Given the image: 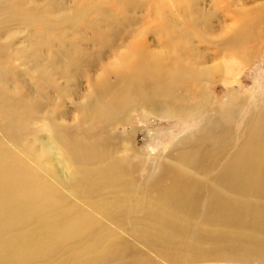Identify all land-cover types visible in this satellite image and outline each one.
I'll return each mask as SVG.
<instances>
[{"label":"bare ground","instance_id":"bare-ground-1","mask_svg":"<svg viewBox=\"0 0 264 264\" xmlns=\"http://www.w3.org/2000/svg\"><path fill=\"white\" fill-rule=\"evenodd\" d=\"M178 1L0 0V264H264V89L207 87L236 89L264 5L215 30L247 1ZM100 29L108 61L77 55ZM140 106L183 134L133 160L107 130Z\"/></svg>","mask_w":264,"mask_h":264},{"label":"rangeland","instance_id":"rangeland-1","mask_svg":"<svg viewBox=\"0 0 264 264\" xmlns=\"http://www.w3.org/2000/svg\"><path fill=\"white\" fill-rule=\"evenodd\" d=\"M160 1H164V0H160ZM246 1L247 3H245ZM262 1L263 3H261ZM158 2L159 0H156V4ZM233 2H235L234 4H238V3L244 4L245 3V5L242 6V9L239 7L238 15L235 16L234 18H231V14L233 15V9L235 8L234 6L228 7V9H226L223 12L224 13L223 15L225 17L223 16L222 18H220L218 22L212 21L214 18L213 17L210 20V23L212 24L216 23L215 30L216 29L218 30L222 27L230 26V25L236 26V27L239 26L241 24L240 19L241 17H243V15H245L246 12L252 13L256 9L263 7L262 5H264V0H230V5H232ZM76 4L78 5V7L81 5L79 3H76ZM178 4L179 5L181 4L180 0L178 1ZM223 4L221 2L219 3V7L221 11H223V6H222ZM174 6H177L176 1H175ZM119 9L120 8H115V10H119ZM206 9H209V8L205 7V10ZM216 10L219 11L218 8H216ZM227 10H230V12L226 14ZM115 12L116 13H114V16L120 19L122 15L117 14L118 11H115ZM89 21L95 24L96 26H98L97 22L94 19H90ZM180 21L182 23L186 22V20L184 19H180ZM236 22H239L238 25ZM224 23L226 24L225 26H224ZM219 25H221L222 27ZM89 32L90 33L84 34V37L78 49L77 55H79V52H82V51L90 52L94 56L98 58H102L104 59V61H108L110 54L106 52L107 48H105L103 45L106 43H110L111 39L114 37L113 36L114 34H112L111 32L109 34H101V29H100V32H93V31H89ZM252 32H253V28L248 34V36L252 37V39L250 40L251 42L248 43V46L253 47L255 51L253 52V55L251 57V61L249 62V64H246L243 67L241 73L237 76L238 83L233 84L236 89L229 88L230 86L226 85V83L223 82L222 80L223 76L220 73L215 74L214 76L215 79L213 78L208 83V86H207L208 91L211 93L212 97L214 98V102L216 105H220L228 93L229 94H247L246 92L251 93L252 91L255 93V97L251 99V102L254 101V98L256 101L257 96L260 95L264 89V26H263V29L260 30V32H258V29H257L258 34L260 33L259 35L252 33ZM230 33L228 34V39L230 38L233 39ZM67 39H68V36L64 38V41H66ZM51 42L56 44L58 40L57 38L54 37V39H52ZM201 44L203 46L202 49L204 48L205 50L210 51V53H213L212 55H215V56L216 54H218L220 50L219 47H216V46L211 47L208 45L209 48L206 47L208 43L207 44L205 43L206 44L205 45L203 41ZM246 47L242 46L238 50L239 52L238 55L241 56L242 53L245 52ZM93 55L82 56L85 58L84 64H86V59L89 56H93ZM101 64L102 63L98 65V68L99 66H101ZM2 85L5 86V84H2ZM84 85L86 86L87 82H85ZM61 86H64V83ZM201 86L202 85L199 84L197 89L198 90L201 89ZM254 89L255 91H253ZM35 123L36 124L33 130V134L37 135L38 137L44 136L46 134V131L44 128L40 126L41 122L35 121ZM182 126H183V121L180 119H177V117L175 116L161 117V116L156 115V113L152 112L150 109H147L146 106H140L131 112L128 118V124L118 123L116 127L111 126V128L107 130V132L111 131V133L116 134V136L119 138L118 145H117L118 153H120V151L122 150V147H124L122 143V140H123L122 137L127 136V134H129L130 136L132 135L131 136L132 143L130 147L132 146L133 147L132 149L129 150V152H132L133 156L131 158L135 160L137 158V155L135 154L136 151L140 152L141 154L147 157V156H150V154H152L153 152H160L161 146L168 147L172 142H174L178 137H180L183 134V132L180 130L182 129ZM79 131H81V127H79ZM104 132L106 133L105 129L101 132V135H100V141L102 144L106 142L104 139V136H105ZM93 136L94 134L91 132L86 135L88 139H91ZM147 163L149 164V160H147ZM138 244H139L138 247L140 249H148L143 244H140V243ZM149 252L153 256L156 255L152 251H149ZM155 257H157V255ZM153 260L155 261L156 264H163L162 259H153Z\"/></svg>","mask_w":264,"mask_h":264}]
</instances>
